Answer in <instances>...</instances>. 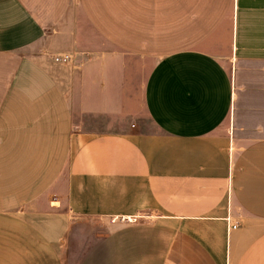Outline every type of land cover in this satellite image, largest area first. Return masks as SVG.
Listing matches in <instances>:
<instances>
[{"label": "crops", "instance_id": "crops-1", "mask_svg": "<svg viewBox=\"0 0 264 264\" xmlns=\"http://www.w3.org/2000/svg\"><path fill=\"white\" fill-rule=\"evenodd\" d=\"M0 264H264V0H0Z\"/></svg>", "mask_w": 264, "mask_h": 264}, {"label": "built area", "instance_id": "built-area-1", "mask_svg": "<svg viewBox=\"0 0 264 264\" xmlns=\"http://www.w3.org/2000/svg\"><path fill=\"white\" fill-rule=\"evenodd\" d=\"M53 60L55 63L69 64L72 62L73 56L70 54L57 55V56L53 57ZM227 223L229 224V229H231V230L237 229V225L231 224V218L230 217H228Z\"/></svg>", "mask_w": 264, "mask_h": 264}]
</instances>
